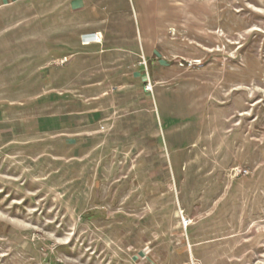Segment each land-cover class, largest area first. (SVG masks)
I'll list each match as a JSON object with an SVG mask.
<instances>
[{
	"label": "rangeland",
	"instance_id": "374dc122",
	"mask_svg": "<svg viewBox=\"0 0 264 264\" xmlns=\"http://www.w3.org/2000/svg\"><path fill=\"white\" fill-rule=\"evenodd\" d=\"M0 264H264V0H0Z\"/></svg>",
	"mask_w": 264,
	"mask_h": 264
}]
</instances>
